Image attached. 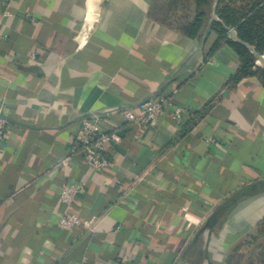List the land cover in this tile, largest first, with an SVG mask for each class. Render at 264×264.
<instances>
[{
	"label": "crops",
	"instance_id": "obj_1",
	"mask_svg": "<svg viewBox=\"0 0 264 264\" xmlns=\"http://www.w3.org/2000/svg\"><path fill=\"white\" fill-rule=\"evenodd\" d=\"M153 1L0 0V264H228L264 219V84L235 81L230 44L160 23ZM161 90L185 123L124 119ZM103 112L115 135L95 171L72 147ZM67 212L96 220L66 230Z\"/></svg>",
	"mask_w": 264,
	"mask_h": 264
},
{
	"label": "trees",
	"instance_id": "obj_2",
	"mask_svg": "<svg viewBox=\"0 0 264 264\" xmlns=\"http://www.w3.org/2000/svg\"><path fill=\"white\" fill-rule=\"evenodd\" d=\"M215 1L154 0L150 14L160 23L175 28L191 38H197L209 23ZM216 12L220 19L237 31L241 39L255 45L257 51L264 53V0H242L240 3L236 0H219ZM212 30L218 35L213 50L221 43L227 42L241 58V67L234 80L257 76L264 84V68L256 64V58L251 50L229 38L227 29L219 21L213 23ZM186 121L184 118L183 123ZM263 222L264 219L259 226Z\"/></svg>",
	"mask_w": 264,
	"mask_h": 264
},
{
	"label": "built area",
	"instance_id": "obj_3",
	"mask_svg": "<svg viewBox=\"0 0 264 264\" xmlns=\"http://www.w3.org/2000/svg\"><path fill=\"white\" fill-rule=\"evenodd\" d=\"M167 110L172 112L179 123L183 121L184 109L165 93L142 101L136 107L124 110L122 114L127 122L144 128L155 125ZM108 118L109 115L104 112L83 118L72 147V152L83 153L87 163L95 171H103L109 164L108 146L115 133L102 130V125ZM8 124L9 120L0 112V142L5 137ZM79 190L81 189L77 185H66L61 191V198L70 203ZM95 220L96 217L83 220L74 212H67L60 216L58 224L63 229L72 230L76 227L92 226Z\"/></svg>",
	"mask_w": 264,
	"mask_h": 264
},
{
	"label": "rangeland",
	"instance_id": "obj_4",
	"mask_svg": "<svg viewBox=\"0 0 264 264\" xmlns=\"http://www.w3.org/2000/svg\"><path fill=\"white\" fill-rule=\"evenodd\" d=\"M240 3L242 0H236ZM264 55V53H261ZM256 62L257 59H256ZM260 67L263 64L258 62ZM228 264H264V222L241 239L230 252Z\"/></svg>",
	"mask_w": 264,
	"mask_h": 264
},
{
	"label": "water",
	"instance_id": "obj_5",
	"mask_svg": "<svg viewBox=\"0 0 264 264\" xmlns=\"http://www.w3.org/2000/svg\"><path fill=\"white\" fill-rule=\"evenodd\" d=\"M219 3V0H216L215 3H214V6H213V11L211 13V17H210V20H209V23L205 29V31L209 32L212 30V26H213V23L215 21H219L225 29H227L228 33H229V38H231L232 40L246 46L247 48H249L253 54V56L257 59L258 62H260L261 64H263V67H264V55L261 54L259 51H257L256 49V46L247 42V41H244L243 39H241L237 33V31L232 28L231 26L227 25V23L225 21H223L222 19H220L217 15V12H216V9H217V5ZM258 62H256V64H258ZM163 91H157L156 93H154L153 95H151L150 97L144 99L143 101L147 100V99H150L152 97H155L159 94H162ZM142 102V101H141ZM217 220L216 216L213 215L211 216L209 219H208V222L207 224L209 226L213 225V223H215V221Z\"/></svg>",
	"mask_w": 264,
	"mask_h": 264
}]
</instances>
